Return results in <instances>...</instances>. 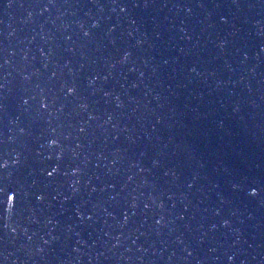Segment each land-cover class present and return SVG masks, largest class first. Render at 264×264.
<instances>
[{
  "label": "water",
  "instance_id": "95a60500",
  "mask_svg": "<svg viewBox=\"0 0 264 264\" xmlns=\"http://www.w3.org/2000/svg\"><path fill=\"white\" fill-rule=\"evenodd\" d=\"M0 264H264V0H0Z\"/></svg>",
  "mask_w": 264,
  "mask_h": 264
}]
</instances>
